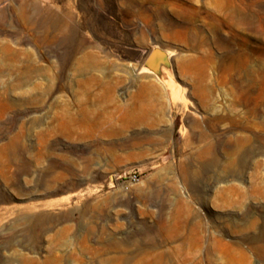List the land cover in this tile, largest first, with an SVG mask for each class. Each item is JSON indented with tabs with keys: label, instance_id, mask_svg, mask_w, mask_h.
Returning a JSON list of instances; mask_svg holds the SVG:
<instances>
[{
	"label": "rangeland",
	"instance_id": "rangeland-1",
	"mask_svg": "<svg viewBox=\"0 0 264 264\" xmlns=\"http://www.w3.org/2000/svg\"><path fill=\"white\" fill-rule=\"evenodd\" d=\"M0 264H264V0H0Z\"/></svg>",
	"mask_w": 264,
	"mask_h": 264
},
{
	"label": "bare ground",
	"instance_id": "bare-ground-1",
	"mask_svg": "<svg viewBox=\"0 0 264 264\" xmlns=\"http://www.w3.org/2000/svg\"><path fill=\"white\" fill-rule=\"evenodd\" d=\"M240 23V22H239ZM242 23V22H241ZM250 26V25H249ZM184 33L188 36V38L193 39L195 37V30L192 29V31L190 32L188 28L183 27ZM242 58V57H241ZM247 60V59H246ZM191 63V62H190ZM223 66V65H222ZM246 68V67H245ZM199 69V68H198ZM225 72V71H224ZM219 80V79H218ZM233 81V80H232ZM151 99V98H150ZM125 102V101H124ZM122 103V102H121ZM125 104V103H124ZM84 108V107H83ZM80 120V119H79ZM193 121H191L192 123ZM193 124V123H192ZM198 126V125H197ZM198 128V127H197ZM184 129V128H183ZM185 132V130H184ZM241 138V137H240ZM191 141V140H190ZM230 142V141H229ZM186 143V142H185ZM207 149V148H206ZM237 154V153H236ZM235 162V161H234ZM230 164H228L229 166Z\"/></svg>",
	"mask_w": 264,
	"mask_h": 264
}]
</instances>
